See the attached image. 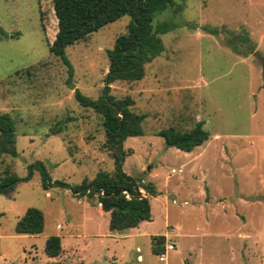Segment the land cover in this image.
<instances>
[{
  "label": "rangeland",
  "instance_id": "obj_1",
  "mask_svg": "<svg viewBox=\"0 0 264 264\" xmlns=\"http://www.w3.org/2000/svg\"><path fill=\"white\" fill-rule=\"evenodd\" d=\"M174 1L180 10L166 8L155 19L176 26L161 34L164 49L140 80L104 81L106 49L126 31L124 15L66 47L69 86L66 66L47 44L57 30L50 0H0V113L13 119L17 150L0 156V178L31 169L13 192L0 194V264H264V0ZM231 33L246 34L252 52H234ZM47 58L35 74L22 70ZM105 85L145 114L143 134L122 141L121 170L157 190L148 196L151 219L124 230L109 229L95 195L44 187L34 166L41 161L51 181L71 185L114 170L101 115L73 95L78 88L97 98ZM200 120L209 137L189 152L155 134ZM29 206L43 212V230L16 233ZM164 231L175 245L162 260L151 244ZM50 235L61 238L55 257L45 252Z\"/></svg>",
  "mask_w": 264,
  "mask_h": 264
},
{
  "label": "trees",
  "instance_id": "obj_2",
  "mask_svg": "<svg viewBox=\"0 0 264 264\" xmlns=\"http://www.w3.org/2000/svg\"><path fill=\"white\" fill-rule=\"evenodd\" d=\"M50 2L57 20V30L54 38L47 44L50 55L58 57L66 66L69 86H72L73 67L66 55V47L88 38L93 32L124 15L130 17L126 31L115 38L111 48L106 49L108 70L104 81L110 83L114 80H140L145 74V64L164 49L161 34L176 26L169 18L155 19L156 15L169 7L180 10L174 0H50ZM42 19L40 13V25L44 29ZM202 28L214 35L223 31L205 25ZM230 36L231 39L227 43L234 52L241 55L252 52L253 46L248 45L249 37L246 34L231 33ZM47 67L48 58L22 70L30 75ZM73 95L79 105L91 108L101 115L104 144L114 159V170L99 171L92 180L88 182L83 180L79 184L71 185L63 180L51 181L43 169L42 162L38 161L34 166L41 173L42 185L69 189L77 198L84 194L95 195L101 209L109 214L110 230H124L138 226L141 221H149L151 209L148 196L157 194L155 185L151 181L145 182L126 174L120 166L121 158L125 154L122 141L127 136L143 134L142 122L145 114L132 110L134 100L130 96L115 97L111 94L108 85L103 87L97 98L83 94L78 88H74ZM155 134L163 138L165 146H173L186 152L193 150L209 137L201 120L186 130L170 125L160 128ZM15 135L16 129L10 114L0 113V156L17 155ZM30 175L31 169L25 177L5 173L0 178V194L9 195L14 191L17 182L27 180ZM43 227V212L37 207L29 206L18 217L14 230L21 234H36L41 232ZM152 240V253H163L165 235H153ZM61 251V238L58 235L48 236L45 243L46 254L55 257Z\"/></svg>",
  "mask_w": 264,
  "mask_h": 264
},
{
  "label": "built area",
  "instance_id": "obj_3",
  "mask_svg": "<svg viewBox=\"0 0 264 264\" xmlns=\"http://www.w3.org/2000/svg\"><path fill=\"white\" fill-rule=\"evenodd\" d=\"M172 171H175V169H172ZM174 248V242L171 240H165L164 242V252L160 254L159 259L164 258V253L169 250ZM138 258L140 257L139 255L137 256Z\"/></svg>",
  "mask_w": 264,
  "mask_h": 264
},
{
  "label": "crops",
  "instance_id": "obj_4",
  "mask_svg": "<svg viewBox=\"0 0 264 264\" xmlns=\"http://www.w3.org/2000/svg\"><path fill=\"white\" fill-rule=\"evenodd\" d=\"M96 204H97V206H98V208H99V210H101L105 215L107 214L108 215V217H109V214H108V212H105V211H103L102 209H101V207H100V203H98V202H95ZM142 222H144V221H141L140 223H139V225L142 223ZM129 229V228H128ZM166 232L164 231L163 233H160V234H165ZM174 245H175V242H174ZM168 251V250H167ZM167 251L164 253V257L166 256V254H167ZM140 256V255H139ZM163 260V259H162Z\"/></svg>",
  "mask_w": 264,
  "mask_h": 264
},
{
  "label": "water",
  "instance_id": "obj_5",
  "mask_svg": "<svg viewBox=\"0 0 264 264\" xmlns=\"http://www.w3.org/2000/svg\"><path fill=\"white\" fill-rule=\"evenodd\" d=\"M123 160V157L121 158V161Z\"/></svg>",
  "mask_w": 264,
  "mask_h": 264
}]
</instances>
